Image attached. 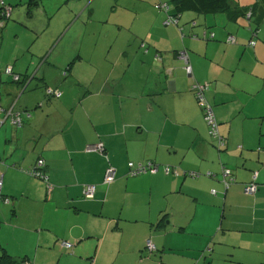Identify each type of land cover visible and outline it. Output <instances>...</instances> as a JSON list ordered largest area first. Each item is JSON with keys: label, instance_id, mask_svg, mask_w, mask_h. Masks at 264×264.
Returning <instances> with one entry per match:
<instances>
[{"label": "crops", "instance_id": "obj_1", "mask_svg": "<svg viewBox=\"0 0 264 264\" xmlns=\"http://www.w3.org/2000/svg\"><path fill=\"white\" fill-rule=\"evenodd\" d=\"M130 1L137 4L105 27L101 50L75 42L82 55L50 60L71 74L62 85L59 74L0 75L4 111L30 114L21 127L8 116L0 127V252L26 264H264V41L247 45L245 17L186 11L174 25L167 3L163 11L161 0ZM77 2L57 3L64 32H89L95 20L97 8ZM184 50L189 75L178 58ZM77 61L88 69L70 70ZM25 80L38 84L27 89ZM193 83L208 85L224 150L214 148ZM89 145L100 150L86 152ZM38 160L46 182L28 173ZM145 161L158 171L128 175L129 162ZM223 167L235 179L227 189ZM108 169L114 180L104 184ZM251 183L258 189L250 195ZM87 185L96 187L92 199L83 197Z\"/></svg>", "mask_w": 264, "mask_h": 264}, {"label": "rangeland", "instance_id": "obj_2", "mask_svg": "<svg viewBox=\"0 0 264 264\" xmlns=\"http://www.w3.org/2000/svg\"><path fill=\"white\" fill-rule=\"evenodd\" d=\"M61 1L62 0H24L21 6L18 5L13 7V15L4 28L3 34L1 33L2 36L0 38V75L3 76L2 80L9 78L4 71L6 68H11L14 73L19 70V74L22 76L34 74L35 79H39V75L41 76V74L44 76L45 80H51L58 76V74L61 77L63 69H56L55 67L58 65L50 60L58 58L59 63H61L59 55H67L69 50H73L75 42L77 43V47L79 44L82 49L87 45L90 46L91 49L95 46V50H98L100 47L102 48V44L107 42V39L104 38L107 33L105 27L114 23L122 10H131L132 6L135 5V3L137 4V2H131L130 0H126L127 2H125L124 5H122V2H119V0H85L86 5L92 3L91 6L97 8L95 20L93 24L89 26L90 31L84 32L83 29L75 27L76 30L71 28L69 31L64 32L62 30L65 25V23H63L65 20V12L64 10H60L61 7L57 4ZM232 1H240L242 6H252L257 0H230V3H232ZM14 2L12 3L11 0H5L6 4L10 3L14 5ZM159 2H162V4L167 3L169 6H172L171 0H161ZM75 3H78L77 0H75ZM117 6H119V10L116 14L115 10ZM16 10H19L21 13V21L19 20V13ZM53 13L54 15H51ZM127 16L130 21L132 19L131 12H129ZM242 20L247 24V20ZM249 24L252 29H255L253 24L250 22ZM258 28L257 35L251 36V38L255 41H257V39L258 41H264V21ZM46 29L48 31H46ZM66 33V37L61 42L60 38L62 37L59 36H63ZM101 52H103L101 55H107L106 51L102 50ZM55 55L58 56L55 57ZM68 55L82 54L79 53L78 50H73V52ZM70 63L72 64V62ZM88 67V64L84 62L83 64H79L77 61L71 66L70 70H83L85 68L88 69ZM62 77L64 81L61 85L71 78V74L70 72H66L65 76ZM35 84H38L35 80L31 81L27 89H30ZM20 86L23 87V83H21ZM53 264L56 263L54 262ZM218 264L235 263L227 261L219 262Z\"/></svg>", "mask_w": 264, "mask_h": 264}, {"label": "built area", "instance_id": "obj_3", "mask_svg": "<svg viewBox=\"0 0 264 264\" xmlns=\"http://www.w3.org/2000/svg\"><path fill=\"white\" fill-rule=\"evenodd\" d=\"M159 8H161L163 11H167V5L166 4H160L158 6ZM6 15L5 16H9L10 15V9L6 10ZM247 18H249V13L247 14ZM2 23V22H1ZM0 23V28L2 26V24ZM166 23H172L174 25H176L177 20L175 18L167 16V21ZM228 42L229 43H234L235 39L233 37H229L228 38ZM249 47H253L254 46V42L252 40V38L250 39V41L247 44ZM178 58L179 60H181L183 62V66H184V71L186 72L187 75H189L191 73V66L189 65L188 62V57H187V53L186 51H181L178 53ZM158 59V58H157ZM5 73L9 76H11V69L7 68L5 70ZM12 81L14 82H19V78L17 76H12ZM191 91L193 92V94L196 96V99L198 100L199 104L201 105V107L203 108L204 111V120L206 122V125L209 128V133L210 135L216 140L215 144L216 147L218 149H223L225 148V144H226V140L224 139L223 136L220 135L219 130H218V123L214 117V113L212 112L211 107L209 106V104L207 103L205 97H204V93L205 91L208 89V85L207 84H198V83H193L190 87ZM52 94L51 91H48L47 94ZM56 95L58 96V94L56 93ZM12 107H10L7 111H4V109L2 107H0V113L5 112L6 116L5 118L1 119L0 118V127L3 125L6 117H10V121L12 123V125H14V127H21L23 124V121L25 119H28L30 117L29 113L25 114V119L21 118L19 114L17 113H13L12 112ZM100 150V147L98 145H89L86 147V152H98ZM128 167V175L129 176H138V175H143V174H155L158 171V165L152 161H145V162H139V163H133V162H129L127 164ZM44 168V162L42 160L37 161L35 168L30 170V175L32 177L35 178H39L42 180L46 181V178L44 177V175L42 174V170ZM165 172L168 173L170 172V168L167 167L165 168ZM192 176H197L196 174L192 175ZM257 176V172L253 173V179H255ZM221 177H222V181L225 185V188L227 189L228 186H230L232 183L235 182V179L232 176L231 171L228 168H222L221 169ZM114 180V172L111 169H108L105 172L104 175V179H103V183L104 184H109ZM1 188H2V181L0 179V195H1ZM46 189L48 192L51 191V186L46 185ZM258 187L257 184L251 183L250 185H247V188L245 189V191L247 192V194H254L257 191ZM96 192V187L95 185H87L83 188V197L85 199H92L94 197V194ZM146 248H148V250L150 251H154L155 247L154 245L150 242V241H146Z\"/></svg>", "mask_w": 264, "mask_h": 264}, {"label": "trees", "instance_id": "obj_4", "mask_svg": "<svg viewBox=\"0 0 264 264\" xmlns=\"http://www.w3.org/2000/svg\"><path fill=\"white\" fill-rule=\"evenodd\" d=\"M229 1L230 0H171L173 12H174V14L172 16H173V18L177 19L181 13L186 12V11H191V12L201 13V14H212V15L218 14V13H225L231 21H236L240 17L247 18V14L249 13L248 21L251 22V24H253V26L255 28V29H252V35L251 36H256L257 32L259 30V28H258L259 25L264 21V0H257L252 6H243V7L236 6L234 8L229 7V5H228ZM20 3H22V0L18 1V4H20ZM14 5H16V4H14ZM7 9H10V15L8 17L5 16L6 15L5 12ZM12 9L13 8H12L10 3L6 4L4 2V0H0V23L2 22L1 23L2 26L0 28V31H3V29L6 27V24L10 21ZM68 67H69V65H68ZM12 76H17L19 78V82H21L20 81L22 79L21 75L14 73V71L11 70V76H9V77H11V81H12ZM25 82H26V80H25ZM23 88H24V86H23ZM48 95L50 96L52 94L50 93ZM0 107H1V105H0ZM207 128H208V126H207ZM208 135H209V137H210V139L214 145V148L216 150H218V151L224 150V148L218 149L216 147V144H215L216 140L210 135L209 128H208ZM225 147H226V144H225ZM36 163H35V165H36ZM35 165H34V168H35ZM44 169H45V163H44L43 170ZM43 170H42V174L45 177V172ZM28 173H30V171H28ZM36 179H39V178H36ZM40 180H42V179H40ZM42 181L46 182L45 180H42ZM46 191H47V189H46ZM0 264H26V261L24 258L17 259L15 257H12L5 250H2V252H0Z\"/></svg>", "mask_w": 264, "mask_h": 264}, {"label": "water", "instance_id": "obj_5", "mask_svg": "<svg viewBox=\"0 0 264 264\" xmlns=\"http://www.w3.org/2000/svg\"><path fill=\"white\" fill-rule=\"evenodd\" d=\"M33 78H35V77L33 76ZM31 80H32V78H31ZM28 83H29V81L26 82L25 87H27ZM57 94L59 95V92H57Z\"/></svg>", "mask_w": 264, "mask_h": 264}, {"label": "bare ground", "instance_id": "obj_6", "mask_svg": "<svg viewBox=\"0 0 264 264\" xmlns=\"http://www.w3.org/2000/svg\"><path fill=\"white\" fill-rule=\"evenodd\" d=\"M255 180H256V178H255Z\"/></svg>", "mask_w": 264, "mask_h": 264}]
</instances>
